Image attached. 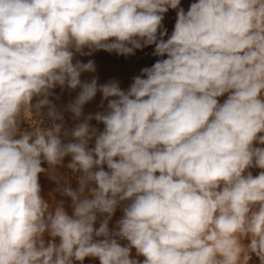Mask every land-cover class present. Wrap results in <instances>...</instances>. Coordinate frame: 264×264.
<instances>
[{
  "label": "clouds",
  "instance_id": "9594fccd",
  "mask_svg": "<svg viewBox=\"0 0 264 264\" xmlns=\"http://www.w3.org/2000/svg\"><path fill=\"white\" fill-rule=\"evenodd\" d=\"M180 4L0 0V264H264V0ZM147 46L159 59L127 89L81 79L96 66L77 54ZM56 87L79 89L74 119L97 93L107 102L63 132L68 142ZM69 156L81 173L61 190L71 215L39 183L44 162Z\"/></svg>",
  "mask_w": 264,
  "mask_h": 264
},
{
  "label": "rangeland",
  "instance_id": "374dc122",
  "mask_svg": "<svg viewBox=\"0 0 264 264\" xmlns=\"http://www.w3.org/2000/svg\"><path fill=\"white\" fill-rule=\"evenodd\" d=\"M192 2L193 0H181L180 7L184 8L185 11H187L189 5ZM175 20L176 10L170 9L165 14L163 21V26L165 29H167L168 35L171 34L174 28ZM153 50L154 46H147L143 49L136 50L134 55H130L127 57L117 55L115 52L109 53L103 50L95 51L91 55L81 56L77 54L76 59L80 60L83 63H87L89 60H92L94 61L96 66L95 73H83L81 79L90 80L91 78H93V76H95L96 78H98V83L100 84H104L110 80H116L120 83L122 89H127L132 83V78L134 76L140 75L141 69H143L144 67H150L153 63H155L157 59H159V57L153 55ZM85 51L88 50L85 49ZM78 92L79 89L70 90L68 88L61 89L60 87H56L53 90V96L50 97L53 104L56 106L57 111L62 113L63 115V121H55V123H63L64 128L61 132V137L65 140V142L71 140L70 136L64 137L63 132L65 130L70 132L71 129H73L78 123L83 122L85 116L89 114H95L97 111H103L104 107H106V101L104 102L103 107L101 106L102 94L97 93L96 97L84 106L83 115L80 117V119H74L72 113L67 111V106L75 100L76 96L78 95ZM225 98L226 96L219 98L220 102H223ZM33 103H35V101H33ZM90 124L101 131L103 130V125L98 124L95 120L90 121ZM21 130L30 131V129L27 127V124H25V120H23L21 123ZM70 159V156L65 157L64 161ZM59 167L64 169L66 165L63 163L62 165L52 167L48 164H45L43 168H45L46 171L51 168L57 171ZM251 171L253 176H255L258 175L260 169L253 168L251 169ZM73 174L75 176V172ZM122 215L123 213L121 206L117 208L115 214L109 222L110 229H115L116 222L122 217ZM102 218L103 217L98 218L96 227H99V220ZM121 243L125 244L127 242L121 241ZM132 256L133 258H137L135 249L132 250ZM138 259L143 260V257H138ZM98 264H100V262ZM249 264H260V261L255 255H253Z\"/></svg>",
  "mask_w": 264,
  "mask_h": 264
},
{
  "label": "crops",
  "instance_id": "0c3cea01",
  "mask_svg": "<svg viewBox=\"0 0 264 264\" xmlns=\"http://www.w3.org/2000/svg\"><path fill=\"white\" fill-rule=\"evenodd\" d=\"M74 172L67 166L63 168L59 167L57 171L55 169H48L47 171L39 175V183L41 185V195L49 204L54 208L59 202L63 203L65 211L69 215L72 214V201L71 198L61 194V190L70 186L73 190H76L79 186V180L74 176ZM51 239L45 235V240ZM56 242L59 240L57 238ZM98 258H85L83 264H98ZM79 264V262H77Z\"/></svg>",
  "mask_w": 264,
  "mask_h": 264
},
{
  "label": "built area",
  "instance_id": "2783aa9c",
  "mask_svg": "<svg viewBox=\"0 0 264 264\" xmlns=\"http://www.w3.org/2000/svg\"><path fill=\"white\" fill-rule=\"evenodd\" d=\"M46 109H44L43 110V112L44 113H46ZM37 117H35V115H34V110H33V119H36ZM53 121L51 120V119H49V118H47V116L46 115H43L42 116V123H41V127L42 128H45V129H50L51 127H52V125H53ZM25 124H27V127L30 129V131L32 130V125L29 123V121L27 120V119H25ZM70 161H71V159L70 160H66V161H64L63 163L67 166L69 163H70ZM45 164H47L46 162H44L43 164H42V167H44L45 166ZM105 168H106V166H105ZM80 176H81V173H79V172H75V177L79 180V178H80Z\"/></svg>",
  "mask_w": 264,
  "mask_h": 264
}]
</instances>
